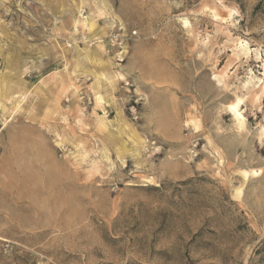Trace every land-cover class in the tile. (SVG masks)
Instances as JSON below:
<instances>
[{
    "label": "rangeland",
    "instance_id": "374dc122",
    "mask_svg": "<svg viewBox=\"0 0 264 264\" xmlns=\"http://www.w3.org/2000/svg\"><path fill=\"white\" fill-rule=\"evenodd\" d=\"M0 264H264V0H0Z\"/></svg>",
    "mask_w": 264,
    "mask_h": 264
},
{
    "label": "built area",
    "instance_id": "2783aa9c",
    "mask_svg": "<svg viewBox=\"0 0 264 264\" xmlns=\"http://www.w3.org/2000/svg\"><path fill=\"white\" fill-rule=\"evenodd\" d=\"M121 28L123 29V27L121 26ZM136 33L134 32V35ZM119 36V35H118ZM115 39H117V37H114ZM120 62H122L124 60V58H120L119 59ZM81 100H82V104L85 107V109H87L89 106H91L93 104V99L91 97H88L87 95H85L84 93L81 96Z\"/></svg>",
    "mask_w": 264,
    "mask_h": 264
},
{
    "label": "bare ground",
    "instance_id": "6f19581e",
    "mask_svg": "<svg viewBox=\"0 0 264 264\" xmlns=\"http://www.w3.org/2000/svg\"><path fill=\"white\" fill-rule=\"evenodd\" d=\"M187 25V24H186ZM240 115V114H239ZM12 180H13V178H12ZM14 181V180H13ZM25 184V181H24V183H23V185L21 186V190H22V192L24 193V194H27V193H29L30 192V194H32L35 190H31V188H32V181H29L28 180V182L26 183V185H24ZM12 185V184H11ZM38 193V192H37ZM36 193V194H37ZM37 196V195H36Z\"/></svg>",
    "mask_w": 264,
    "mask_h": 264
}]
</instances>
